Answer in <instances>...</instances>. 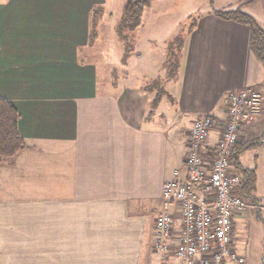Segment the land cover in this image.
I'll return each instance as SVG.
<instances>
[{"label": "crops", "instance_id": "0c3cea01", "mask_svg": "<svg viewBox=\"0 0 264 264\" xmlns=\"http://www.w3.org/2000/svg\"><path fill=\"white\" fill-rule=\"evenodd\" d=\"M105 3L0 0V97L18 111L27 145L0 164V264H179L178 232L168 251L155 248L163 184L174 170L185 175L194 117L215 120L213 145L227 92L254 87L262 111L240 131L232 158L254 171L261 208L232 219L231 247L244 263H221L251 264L236 234L264 199V67L250 50L249 27L215 10L200 16L184 35L170 93L130 74L99 89L96 64L79 55L90 46L91 9ZM227 3L264 28V0Z\"/></svg>", "mask_w": 264, "mask_h": 264}, {"label": "built area", "instance_id": "2783aa9c", "mask_svg": "<svg viewBox=\"0 0 264 264\" xmlns=\"http://www.w3.org/2000/svg\"><path fill=\"white\" fill-rule=\"evenodd\" d=\"M262 95L254 87L227 92L225 120L219 138L207 145L215 126L209 114L194 117L188 133L182 177L174 170L164 182L161 210L155 220V248L172 252L179 264H221L224 260L244 263L231 247L232 219L255 204L240 193V173L232 163L240 131L262 111ZM259 207V206H258Z\"/></svg>", "mask_w": 264, "mask_h": 264}, {"label": "rangeland", "instance_id": "374dc122", "mask_svg": "<svg viewBox=\"0 0 264 264\" xmlns=\"http://www.w3.org/2000/svg\"><path fill=\"white\" fill-rule=\"evenodd\" d=\"M229 1L150 0L143 10L139 26L119 35L116 29L124 0H106L102 5V14L97 18V38H90L88 50L80 53L79 58L96 64L99 89L110 79L130 74L143 82L149 80L148 85L160 91L159 94L163 91V94L170 93L168 85L172 81L168 79L167 68L168 64L178 62L184 35L196 25L200 16L213 10H228L225 6H229ZM259 8L258 14L264 16V8ZM141 50L142 56H133ZM258 192L264 195V178H260ZM261 205L260 214L255 212L252 218H248L243 230L238 229L236 233L239 242L250 254L251 264L264 262V199ZM260 208L255 203V207H250L248 211Z\"/></svg>", "mask_w": 264, "mask_h": 264}, {"label": "trees", "instance_id": "16d2710c", "mask_svg": "<svg viewBox=\"0 0 264 264\" xmlns=\"http://www.w3.org/2000/svg\"><path fill=\"white\" fill-rule=\"evenodd\" d=\"M251 1L254 0H246L245 2L249 3ZM149 4L150 0H124L121 10V18L116 29L117 33L119 35H124L127 32L135 30L141 22L143 10ZM101 12L102 8L99 5L93 6L91 9L89 27V36L91 39L96 37L97 18L101 15ZM213 13L220 18L242 23L249 27L250 50L256 60L264 67V28L260 27L252 16L246 14L240 8L215 10ZM179 46H181V42L179 43ZM176 65L177 63H173L172 65L168 64V79H171L176 75ZM148 87L150 86L148 85L147 88ZM157 100L158 97L155 99V102H157ZM18 120V111L14 105L9 100L0 97V164L8 158L14 157L27 147L24 138L18 130ZM252 144L253 143H249L246 147L253 146ZM232 163L238 172H240L241 195L249 203L255 204L256 201L253 192L255 190L256 177L254 171L241 167L235 158H232Z\"/></svg>", "mask_w": 264, "mask_h": 264}]
</instances>
